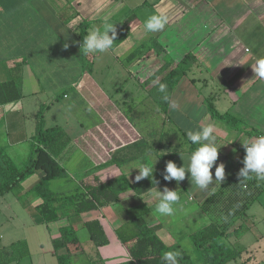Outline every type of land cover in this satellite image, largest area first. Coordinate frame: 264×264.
<instances>
[{
    "label": "crops",
    "instance_id": "1",
    "mask_svg": "<svg viewBox=\"0 0 264 264\" xmlns=\"http://www.w3.org/2000/svg\"><path fill=\"white\" fill-rule=\"evenodd\" d=\"M154 13H165L169 23L163 30L149 33L144 22ZM105 18L116 26L113 47L105 53L84 54L77 28L84 22L90 23L88 32L93 26L102 28ZM124 33L127 36L119 41ZM155 42L164 48L161 55L151 47ZM140 51V56L129 60ZM190 53L197 65L175 89L171 100L175 108L169 109L171 122L185 135L177 138L179 132L175 131L172 138L169 134L166 137L173 150L184 157L178 155L173 162L178 167L187 165L191 147L186 141L187 130L214 124L220 148L216 166L225 165V179L233 176L243 180L238 176L246 155L241 140L264 134V79L256 78L251 66L264 56V0H0V94H22L16 101H0V172L5 158L18 168L27 162L38 115L47 106L45 129L61 128L75 145L59 159L69 181L51 182L52 190L67 193L74 188L71 183L92 184L95 176L105 183L122 173L131 183H138L135 176L139 169L135 168L140 163L154 164L148 155L122 168H94L107 165L112 154L140 141L149 131L164 130L167 121L164 124V115L148 98L151 86H146V81L164 65L166 57L179 63ZM120 92L119 98L113 95ZM128 92L130 97L125 95ZM136 92L141 97L134 98ZM60 93L62 100L57 97ZM209 100L219 114L235 117L247 129L237 130L212 118L206 103ZM129 106L149 110L152 116L139 125L132 124L126 116ZM52 110L57 113L48 124ZM251 129L256 134L249 135ZM40 171L0 196V215L8 214L5 220L13 236H19L4 249L13 251L19 244L24 248L19 258L9 256L4 264H59L58 256L63 255L70 256L71 264H135L117 231L129 221L126 210L141 205L151 207L145 216L149 226L177 252L185 250L188 236L199 227L216 218L225 219L219 211V215H211L202 210V204L223 182L200 189L186 174L174 189L179 200L171 216L155 212L156 188L143 195L125 192L118 204L79 215L72 207L65 208L57 221L45 223L40 215L43 200L29 193L31 197L23 201L43 176ZM257 180L262 195L264 179ZM257 200L247 209V220L255 219L249 211ZM242 220L226 218L228 224L241 225ZM64 231H68L66 236ZM246 235L235 238V248H247L239 244ZM193 251L194 247L184 252Z\"/></svg>",
    "mask_w": 264,
    "mask_h": 264
},
{
    "label": "trees",
    "instance_id": "2",
    "mask_svg": "<svg viewBox=\"0 0 264 264\" xmlns=\"http://www.w3.org/2000/svg\"><path fill=\"white\" fill-rule=\"evenodd\" d=\"M90 23L84 22L77 28V36L83 43L84 36L88 33ZM127 36L126 33L119 37L122 41ZM151 47L161 55L164 48L157 42L152 43ZM142 51L133 53L129 60L140 56ZM197 65V59L193 54H187L179 63H175L171 58L166 57L164 65L146 81V86H151L148 90L149 97L165 117V122H171L169 116V103L162 99V94L158 91V84L165 83L168 86V94L172 100L173 93L181 81ZM158 82L154 83V81ZM0 94L2 103H9L21 99L20 91L15 93ZM208 111L212 118L223 121L231 128L242 130L240 120L229 114H219L214 104L209 100L206 102ZM128 120L135 124L132 113L126 112ZM243 127V128H242ZM249 135L256 134L254 130H248ZM167 132L165 130H151L140 141L125 146L112 154L111 161L107 165L97 166L95 170H101L106 166H117L122 168L133 161H141L144 157L152 158L153 174L152 177L145 178L141 182L133 184L129 181L126 174L122 173L105 183L95 176L92 184L81 182L73 190L67 193L56 192L51 189V182L56 180H68L69 174L59 163L62 155H66L75 148L72 140L64 133L61 128L45 129L41 114L38 116L37 134L31 146V154L24 167L18 168L10 160L4 159L3 168L0 172V196L11 192L27 176L36 170H43V176L39 182L27 193L39 197L43 200L40 208V215L43 222L51 223L57 221L60 212L72 207L74 213L90 212L99 208L118 204L121 195L128 191H134L137 195H143L153 189L163 190L165 186L176 188L177 182L163 179V173L168 161H173L181 153L173 150L171 144L166 142ZM165 140V143H164ZM188 141V139H187ZM191 153L196 145L190 141ZM167 143V144H166ZM250 179H238L233 176L227 177L219 189L214 192L202 204V210L216 215L217 211L224 220H211L192 232L190 238L194 251L188 254L180 251L179 264H229L242 257L243 250L235 248L229 242L227 227L231 224L226 222V218L233 219L242 217L243 222L247 221L246 211L261 195L258 187L257 177L251 174ZM153 178L159 181L153 182ZM245 186L247 188H245ZM177 191V190H176ZM186 192L187 189L180 190ZM151 207L141 205L126 210L129 217L128 222H124L117 231L121 242L128 248L131 261L135 264H162V256L165 252L173 251L157 235V229L150 227L145 216L151 213ZM217 215H219L217 213ZM233 233L238 237L246 233L245 225L241 224L238 230ZM64 236L68 231L63 232ZM66 240V238H64ZM106 241L104 242V244ZM60 243L55 242L58 247ZM59 264H71L70 256H58ZM264 264V263H263Z\"/></svg>",
    "mask_w": 264,
    "mask_h": 264
},
{
    "label": "clouds",
    "instance_id": "3",
    "mask_svg": "<svg viewBox=\"0 0 264 264\" xmlns=\"http://www.w3.org/2000/svg\"><path fill=\"white\" fill-rule=\"evenodd\" d=\"M169 23V18L165 13H154L148 16L144 22V28L149 33H155L163 30ZM117 39L116 26L109 23L105 18L102 28L93 26L84 36L81 49L84 54L105 53L113 47ZM68 45L66 44L65 47ZM256 78L264 79V56L258 57L251 65ZM158 82L154 81V83ZM158 91L162 94V99L169 103L170 108H175L168 94V86L165 83L158 84ZM91 107V106H90ZM187 139L195 149L188 157L187 165L178 167L173 161H168L163 173V179L171 182L175 180L177 184L185 180L186 174H190V182L193 186L200 189H207L209 185L222 183L225 180V165L220 163L216 166L219 156V147L217 146L216 126L207 124L199 130H187ZM245 148L246 155L243 159L244 167L240 169L238 176L243 179H249L250 174L258 179H264V134L250 139L241 140ZM181 155V154H180ZM182 159L184 157L181 155ZM215 167V180H213L212 169ZM135 169L139 173L135 176V181L139 182L145 178L152 177L153 169L148 163H140ZM153 182L159 181L153 178ZM156 198L158 203L155 206V212L162 216H171L174 214L173 205L179 200L176 190H171L167 186L163 192L157 191ZM180 253L177 251L165 252L162 256V264H179Z\"/></svg>",
    "mask_w": 264,
    "mask_h": 264
},
{
    "label": "rangeland",
    "instance_id": "4",
    "mask_svg": "<svg viewBox=\"0 0 264 264\" xmlns=\"http://www.w3.org/2000/svg\"><path fill=\"white\" fill-rule=\"evenodd\" d=\"M164 63H165V61H164ZM127 89L128 88L125 87L124 90H127ZM113 95H117L116 97L119 98L121 95V92H120V94L114 93ZM125 95L130 97L131 94H130V92H128ZM147 96H148V98H150L149 93L147 94ZM57 97H60L61 98L60 100H62L63 99L62 93L57 94ZM136 97H138V98L141 97L139 92L135 93L134 98H136ZM153 104H154V106H156L154 101H153ZM46 107H43V109L41 110L40 114L42 116V119H43L44 115H46L48 113L47 112L48 109ZM129 107H127L128 109L126 108L127 109L126 112L130 111L132 113L133 120L138 125L141 124V121H144V119L151 118V116H152L151 111H149V110H144L142 108H139L138 110H136L135 108H132L131 106H129ZM157 109L158 108L156 106V110ZM56 113H57V111H54V110H52L50 112L49 117H48V121H47L48 124L52 123V118L56 115ZM140 114L142 116L144 115L143 118L140 116ZM43 123H44V119H43ZM228 127H230V126H228ZM177 128L178 127L175 124H173V122L169 121V122H167V125L164 128V130H165V132H167V134H169V136L171 135V138L173 137V133L175 131L179 132V133L177 132L179 134L177 136V138H180V136L184 137L185 135L184 136H183V134L181 135V131L178 130ZM164 143H165V140H164ZM27 162H28V160H27ZM27 162H24V165L22 167H24ZM40 172H41L40 170H38V171L36 170L34 174H40ZM75 175H77V174H75ZM53 184H55V183H53ZM71 186L75 187L76 184L74 185L73 183H71ZM53 189L55 190V188H53ZM187 191L186 192L189 193V190H187ZM29 197H31V195L29 193L25 194L23 201L26 202L28 200L27 198H29ZM0 209H2L1 203H0ZM16 209H18V206L17 205L13 206V210L16 211ZM249 214L252 217L255 216V219L254 220H247V221L243 222V224L245 225L247 235L243 239L241 238V240L239 242V244L242 245L241 248H243V246H246L247 248L241 249V250H243V254H242L241 258H238L237 260L232 261L229 264H263L264 263V194L259 196L257 202L252 206L251 210L249 211ZM5 215H8V214L3 213L0 215V264H4L5 260L9 256H14L16 258H19V256L24 251L23 246L20 244L17 245L16 246L17 249L13 250V251H11V249L10 250L4 249L5 246H8L9 244H11V241L19 239L18 235L13 236V234H12L13 230L11 229L12 227L7 224L8 221L5 220V218H6ZM246 218H248V217H246ZM238 223H232L228 229L229 230L234 229L233 231L238 230L241 226L240 224L238 225ZM17 224H20V223L18 222ZM15 233H18V230ZM261 235H263V236H261ZM232 236H234V237H232ZM229 237H232L229 240V242L231 243L232 246L236 245V239L235 238H240V236L238 237V235L233 233V232L229 235ZM187 242L188 243H186L183 247L185 249L184 251H186V252H188V249H193V244H192L190 238H187ZM22 259L30 262L29 258L25 259V257H23Z\"/></svg>",
    "mask_w": 264,
    "mask_h": 264
},
{
    "label": "built area",
    "instance_id": "5",
    "mask_svg": "<svg viewBox=\"0 0 264 264\" xmlns=\"http://www.w3.org/2000/svg\"><path fill=\"white\" fill-rule=\"evenodd\" d=\"M245 188H247V187L245 186Z\"/></svg>",
    "mask_w": 264,
    "mask_h": 264
}]
</instances>
